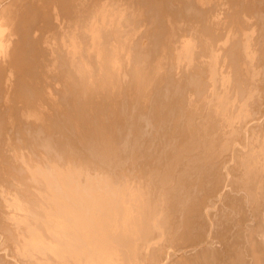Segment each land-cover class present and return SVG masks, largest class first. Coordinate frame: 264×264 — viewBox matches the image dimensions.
Returning a JSON list of instances; mask_svg holds the SVG:
<instances>
[{
    "label": "bare ground",
    "instance_id": "6f19581e",
    "mask_svg": "<svg viewBox=\"0 0 264 264\" xmlns=\"http://www.w3.org/2000/svg\"><path fill=\"white\" fill-rule=\"evenodd\" d=\"M263 73L264 0H0V264H264Z\"/></svg>",
    "mask_w": 264,
    "mask_h": 264
},
{
    "label": "rangeland",
    "instance_id": "374dc122",
    "mask_svg": "<svg viewBox=\"0 0 264 264\" xmlns=\"http://www.w3.org/2000/svg\"><path fill=\"white\" fill-rule=\"evenodd\" d=\"M263 74H264V73H263ZM263 74H262V80H264V75H263ZM262 98H264V88H263ZM262 98H261V99H262ZM262 102H263V103H262ZM261 104H262V106H263V107L261 106V107H262V108H261V112H262L261 115H262V117H261L260 119H259V118H256V119H257V120L255 119L256 121L249 122V123H250V124L248 125L249 127H250V125H254V124H257V125H258V122H260L259 120H261V122H260L261 124H259V126L262 125V123L264 124V114H263V113H264V100H263V99L261 100ZM262 109H263V111H262ZM262 121H263V122H262ZM256 122H257V123H256ZM252 123H253V124H252ZM248 126H247V127H248ZM263 127H264V126H263ZM263 127H262V128H263ZM239 143H240V142H237L236 140H234V142H233L232 145H235V146H234V147H231L232 152H231V150H230V151H229L230 153H228V154H230V155H228V156L233 157V156L235 155V153H236V151H237V150H236V149H237V145H238ZM235 147H236V149H234ZM233 150H235V151L233 152ZM232 154H233V155H232ZM228 165H229V164H228ZM231 165H232V164H231ZM224 173H225V170H224Z\"/></svg>",
    "mask_w": 264,
    "mask_h": 264
}]
</instances>
